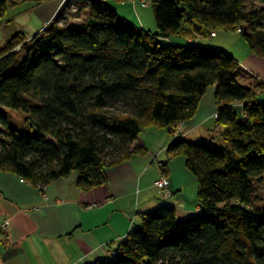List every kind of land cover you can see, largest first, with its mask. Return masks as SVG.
I'll list each match as a JSON object with an SVG mask.
<instances>
[{
    "label": "trees",
    "instance_id": "1",
    "mask_svg": "<svg viewBox=\"0 0 264 264\" xmlns=\"http://www.w3.org/2000/svg\"><path fill=\"white\" fill-rule=\"evenodd\" d=\"M8 1L0 0V20ZM77 1L89 11L80 25L55 17L0 49V171L35 187L74 173L88 191L137 152L132 143L146 127L173 136L214 87L226 145L177 137L166 150L184 156L196 178L199 216L179 220L173 207L158 206L114 256L92 264H264V205L254 203L264 175V101L238 83L232 55L195 40L240 31L264 58V0H255L258 11L246 10L248 0H151L157 34L120 21L109 0ZM192 36L193 44L174 41ZM2 109L22 112L29 134L8 127Z\"/></svg>",
    "mask_w": 264,
    "mask_h": 264
},
{
    "label": "crops",
    "instance_id": "2",
    "mask_svg": "<svg viewBox=\"0 0 264 264\" xmlns=\"http://www.w3.org/2000/svg\"><path fill=\"white\" fill-rule=\"evenodd\" d=\"M66 2L17 4L25 6L24 10L14 11L6 21L4 14L0 31L6 27L2 24L25 19L14 32L30 39L61 13ZM29 10L38 16L36 22L27 14ZM81 10L89 15L86 9ZM140 28L152 32L142 22ZM218 33L212 38L192 36L174 41L183 45L193 44L195 39L200 45L213 42ZM237 62L238 83L256 88L258 99L264 101V58L248 52ZM217 108L214 87H210L191 120L176 127L179 138L209 144L221 141L224 129L215 121ZM173 139L166 129L146 127L132 143L137 152L106 169L105 184L82 191L72 173L46 186L47 200L41 199L37 187L20 182L13 173L0 171V223L9 222L8 231L0 233V264H92L118 247L127 233L140 225L141 216L158 206L173 207L179 219L199 215L197 181L187 170L185 157L166 152ZM160 175L170 180V196L166 199L153 187Z\"/></svg>",
    "mask_w": 264,
    "mask_h": 264
},
{
    "label": "rangeland",
    "instance_id": "3",
    "mask_svg": "<svg viewBox=\"0 0 264 264\" xmlns=\"http://www.w3.org/2000/svg\"><path fill=\"white\" fill-rule=\"evenodd\" d=\"M67 2L62 7L61 13L58 14L56 17L59 18L60 24H81V22L85 21L88 17V13L83 12L81 9H78V1L77 0H66ZM141 2V3H140ZM146 4V7H143L142 5ZM9 5L7 8V11L5 13V17L3 18L4 21L11 18L13 15L12 13L14 11L23 9L24 7L22 5L17 6H11V4H14L12 0L8 1ZM108 5L113 9L117 11V14L120 18V21H124L127 24H130L131 26L137 27V24L141 27V22L144 24L145 28L149 30L148 28H152V33H158L156 28L155 19H153V12L152 8L150 6L151 0H125V1H116V0H109L107 1ZM245 7L247 11H258L261 8V5L257 4L255 0H248L245 3ZM136 5V6H135ZM78 7V8H77ZM30 14V16H33L34 22H36V19L38 18L37 15L34 13H30L31 10L27 11ZM27 17V16H25ZM54 19V18H53ZM51 19V21L53 20ZM25 19H23L24 21ZM23 21H14L9 22L5 25L6 27L3 29V31H0V49L3 47V45L11 38L12 35H14L15 29H18L19 25ZM24 26V25H23ZM241 28H245L247 32H250L252 29L251 26L247 24H241ZM27 27V25L25 26ZM31 27L36 28V25H32ZM35 30V29H34ZM35 32V31H33ZM218 35L213 40V42L209 43H201L200 45L204 47H211L213 49H219L222 51H225L227 54L229 53L234 57L235 60L240 61L243 59V57L250 52V49H248L247 43L245 41V38H243V35L240 31H223L218 30ZM11 34V35H10ZM35 35V34H33ZM33 35H31L33 37ZM244 84V83H242ZM4 112L7 120H8V127H11L13 129L19 130L22 133L29 134V129L27 126H25V115L18 111H12L10 109H2ZM202 141V140H201ZM206 142V141H205ZM217 146H225V142L223 140L214 142ZM257 187L255 189L254 193V199H255V206H262L264 205V175L262 176L259 183H257ZM199 216V215H196ZM179 219V218H178ZM182 219V218H180ZM179 219V220H180Z\"/></svg>",
    "mask_w": 264,
    "mask_h": 264
},
{
    "label": "built area",
    "instance_id": "4",
    "mask_svg": "<svg viewBox=\"0 0 264 264\" xmlns=\"http://www.w3.org/2000/svg\"><path fill=\"white\" fill-rule=\"evenodd\" d=\"M146 4H143V7H146ZM215 34H211L210 37H213ZM215 118V115H214ZM179 131L178 128L176 129V131L174 132L173 136L174 138L179 137ZM20 182H24L22 179L20 180ZM169 184H170V180L168 178V176H163L160 175L158 176V178L155 180V182L153 183V187L157 188L159 190L160 193V197L162 199H166L167 197L170 196V191H169ZM39 190V193L41 194V199L42 200H47V195L45 193V189L46 186L43 187H37ZM9 227V222L7 220H4L0 223V233H6L8 231ZM115 254V249L113 248L112 250H109L107 253V257H112ZM82 261L81 259L79 260V262ZM82 264H88L87 262H82Z\"/></svg>",
    "mask_w": 264,
    "mask_h": 264
}]
</instances>
